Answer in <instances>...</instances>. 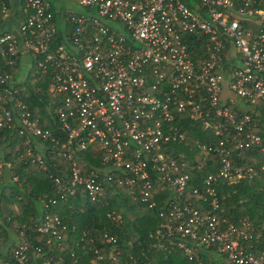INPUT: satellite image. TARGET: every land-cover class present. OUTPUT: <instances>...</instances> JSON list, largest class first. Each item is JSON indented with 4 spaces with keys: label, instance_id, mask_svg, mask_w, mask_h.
<instances>
[{
    "label": "built area",
    "instance_id": "built-area-1",
    "mask_svg": "<svg viewBox=\"0 0 264 264\" xmlns=\"http://www.w3.org/2000/svg\"><path fill=\"white\" fill-rule=\"evenodd\" d=\"M19 4L17 31L0 32V184L5 172L18 180L3 159L6 131L20 137L24 156L42 169L46 159L53 164L63 158L71 168L66 182L49 173L57 197L42 202L36 223L37 232L47 236L44 244L32 243L21 231L10 258L0 256V264H31L30 258L40 257L46 247L53 255L35 264H64V256L54 252L66 242L68 227L52 208L78 190L100 205L106 181L129 187L134 199L150 206L160 191H167L166 208L159 212L162 221L149 235L158 249L177 246L189 259L201 261L199 254L209 255L213 247L232 264H264V248L255 253L243 246L260 237L254 236L255 227L246 219L234 223L219 218L217 188L257 173L252 165L235 164L229 145L253 149L261 144L254 118L259 112L248 110L260 104L264 112V0H198L194 7L185 0H76L79 10L60 13L49 0ZM9 12L10 4L0 0V17ZM224 37L235 48L230 78L223 74ZM191 38L200 39L206 50L200 60L193 59ZM22 55L28 58L34 84L39 75H47V93L58 98L46 106L56 131L40 125L19 97L24 83L6 68L19 64ZM43 90L41 85L34 88L39 97ZM228 91L238 101L223 98ZM182 117L200 121L218 140L204 144L192 139L181 130ZM174 142L188 153L197 150L201 161L177 157L167 148ZM93 143L103 151V175L94 170L82 174L74 160ZM211 152L219 166L201 179L204 193L192 188L204 203L199 208L189 196L191 171L211 160ZM99 238L116 241L106 231ZM75 247L93 252L90 264H116L120 254L112 246L104 255L87 232ZM74 254L71 249L70 256ZM72 261L66 264H79ZM126 264L139 263L132 259Z\"/></svg>",
    "mask_w": 264,
    "mask_h": 264
},
{
    "label": "trees",
    "instance_id": "trees-1",
    "mask_svg": "<svg viewBox=\"0 0 264 264\" xmlns=\"http://www.w3.org/2000/svg\"><path fill=\"white\" fill-rule=\"evenodd\" d=\"M5 1L10 4L8 0ZM185 1L187 2V0ZM245 25L250 27L248 23ZM223 41L225 43L222 54L223 74L230 78L233 63H235V48L229 37H224ZM190 44L193 46V59L195 61L206 56V50L200 46V39L191 38ZM6 68L14 79L18 63L12 68ZM48 83L47 75L41 74L38 76L35 87L41 85L45 92L44 96L39 97V94L34 92L35 87L25 84L26 88L20 91L19 97L39 117L41 126L56 131L58 130L56 120L47 112L46 106L50 100L55 99L57 101L58 98L52 93H47L46 84ZM248 111L252 114L255 111L259 112V116L254 118L258 122L256 131L261 136V144L253 149H236L229 145V149L231 159L235 164L252 165L256 168L257 173L254 177L243 179L231 186L218 185V216L220 219L224 218L227 222L234 223H239L241 219L248 220L255 227L252 230L254 236L256 233H260V237L253 238L248 242L245 241L243 246L245 249L258 253L264 248V112L260 104L257 108H249ZM180 120L181 130L190 135L192 139L204 144H213L218 140L211 131L203 128L200 121L188 117L179 118ZM6 136L8 137V144L4 145L3 159L10 162V170L18 178V182H14L10 178L5 181L4 177L0 184V256L4 255L5 258H10L9 256L15 248L14 243L19 241L21 231L32 238L29 239L32 243L44 244L47 236L37 232L36 223L42 214V202L49 197H57L49 173L58 175L66 182L71 162L63 158V160L57 159V162L51 164L46 159V168L42 169L38 164L32 163L30 158L24 156L26 147L21 144V139L15 132L9 134L6 131ZM261 147L263 150L260 149ZM167 148L173 150L177 157L182 159L193 163L201 161V157L196 153L197 150L194 153H188L187 148L182 144L169 143ZM102 155L103 151L96 143H93L87 149L77 153L74 160L80 167L82 174L89 175L90 171L94 170L103 175L102 172L106 166L101 165ZM210 159L199 169L191 171L189 196L193 204L199 208L204 207V203L197 198L192 188L198 187V194L204 193L201 179L207 172L219 166L217 156H214L213 152H211ZM168 198L167 191H160L159 198H154L156 204L150 206L148 201L142 202L134 199L129 187L117 183L109 184L106 181L104 197L100 205H96L83 194L82 190H78L75 195L68 197L66 201H59L58 205L52 208V211L58 213L68 227L65 234L66 242L62 245L59 253H54L64 256L66 261L64 264L73 262V258H76L79 264H90L89 259L93 257V252L89 251L84 254L83 250L75 247V242L82 233L87 232L89 236L93 237L94 245L102 248L104 255L112 246L119 250L120 254L116 264H126L132 259H135L139 264H212L207 258H204L205 255L203 254H199L200 257L203 256L201 261L189 259L184 250L177 246L161 249L153 246V239L149 235L162 221L159 212L166 208ZM205 204L207 206V202ZM121 208L123 209L120 213L115 214V212L114 216H108L112 209L119 211ZM128 212L130 213L129 216H127ZM104 231L114 234L116 241L107 243L100 239L99 237ZM210 248L213 254L217 253L221 257L215 248ZM71 249L75 251L74 256H70ZM44 251L46 252L40 257L30 258L31 264L53 255L47 247ZM57 255L54 256V259ZM226 261L232 264L230 261Z\"/></svg>",
    "mask_w": 264,
    "mask_h": 264
},
{
    "label": "crops",
    "instance_id": "crops-1",
    "mask_svg": "<svg viewBox=\"0 0 264 264\" xmlns=\"http://www.w3.org/2000/svg\"><path fill=\"white\" fill-rule=\"evenodd\" d=\"M8 1L10 2V12L8 14L0 17V32H5V31L15 32V31H17L18 24L21 21L22 14L20 11L19 0H8ZM58 1L62 2L63 0H58ZM62 5H63V3H62ZM53 8L57 13L58 12L60 13V11H61L60 5L58 8H55V7H53ZM23 61H26V63H28L27 56H25V59ZM19 67H20V60H19L16 75H15V79L18 81H22L21 70ZM8 179H9V177L7 175V172H5V181H7ZM209 255H205L204 258H207L208 261L212 264H221L220 259L225 260V259L221 258L220 256H218V254L209 253ZM214 255L216 257H214ZM217 257H218V259H217Z\"/></svg>",
    "mask_w": 264,
    "mask_h": 264
},
{
    "label": "rangeland",
    "instance_id": "rangeland-1",
    "mask_svg": "<svg viewBox=\"0 0 264 264\" xmlns=\"http://www.w3.org/2000/svg\"><path fill=\"white\" fill-rule=\"evenodd\" d=\"M49 1L51 3L52 7L58 8L59 5H60L61 11H63L64 9H71V10H74V11L75 10H79V7L76 4V0H63L62 2H59L58 0H49ZM187 2L191 6H195L197 0H187ZM62 3H63V5H62ZM20 58L21 59H20V67L19 68L21 70L22 82L24 83V85L25 84H30L32 87H34V85H35L34 84V77L32 75V71L30 70V64L29 63H26V61H23L25 59V56L24 55H22ZM222 96H223V98H230L231 100L238 101V97L233 92H229L228 91L226 93H223ZM239 103L242 104L241 101ZM122 209L123 208H121L119 211L117 209L116 210L115 209H112V211L114 213L116 212L115 214H118V213H120L122 211ZM129 212L127 213V216H129V214L131 213V212L130 213ZM17 213L20 214L19 211H17ZM214 257H216V256L214 255ZM217 259H218V257H217ZM220 261H221V264H229L226 260L220 259Z\"/></svg>",
    "mask_w": 264,
    "mask_h": 264
}]
</instances>
